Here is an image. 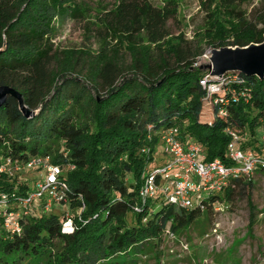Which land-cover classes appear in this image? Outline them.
Masks as SVG:
<instances>
[{
  "label": "trees",
  "instance_id": "trees-1",
  "mask_svg": "<svg viewBox=\"0 0 264 264\" xmlns=\"http://www.w3.org/2000/svg\"><path fill=\"white\" fill-rule=\"evenodd\" d=\"M247 1L201 0L204 37L212 49L264 42V0L253 20L242 9ZM172 4L160 8L150 0H117L96 16L97 29L118 40L132 63L125 75L114 59L98 60L90 79L96 95L90 96L69 73L77 52H65L59 70L50 69L57 60L51 42L55 21L84 18L83 3L0 0V49L7 44L0 55V86L15 88L28 109L39 110L25 118L12 97L0 107V168L8 160L25 164L37 156L70 163L75 169L64 179L73 215L86 207L72 234L62 232L64 215L58 212L23 218L20 233L1 232L0 255L13 257V264H97L141 254L152 242H162L167 231L189 229L217 202L234 203L253 187L254 177L232 179L222 194L203 198L204 210L180 209L161 199L141 202L144 170L154 160L157 133L164 128L179 127L186 142L204 148L206 161L232 165L228 128L246 139L243 148L264 154L257 136L264 126V80L229 72L225 75H236L240 82L230 84V93L218 104L205 101L200 81L210 73L208 63L197 60L200 54L166 42L167 24L177 14ZM155 50L161 52L159 60H154ZM99 86L106 89L104 95ZM207 114L211 119L203 120ZM258 171L264 173V168ZM34 181L23 174H0V195L24 196Z\"/></svg>",
  "mask_w": 264,
  "mask_h": 264
},
{
  "label": "rangeland",
  "instance_id": "rangeland-1",
  "mask_svg": "<svg viewBox=\"0 0 264 264\" xmlns=\"http://www.w3.org/2000/svg\"><path fill=\"white\" fill-rule=\"evenodd\" d=\"M150 1L160 8L173 3L172 7L176 8L177 14L167 24L170 35L166 42L180 44L185 52L200 54L197 60L201 64H207V57L211 56L212 48L204 37L206 13L201 8V0ZM80 2L83 3L84 18L76 20L66 17L55 21L51 42L57 60L52 63L50 69L54 72L59 70L64 64L65 52H77L72 64L73 70L69 73L80 81L90 96H95V85L90 81L96 72L95 63L102 57H110L115 60L123 74L128 75L132 58L118 40L106 34L104 30L97 29L96 16L116 6L117 0ZM260 7V0H248L242 9L248 18L253 20ZM160 53L155 50L154 60H159ZM97 89L100 95L106 92L101 86ZM209 119L211 114L203 118ZM263 135V130H258L257 136L261 138L259 145L264 150ZM163 151L162 145H158L156 153L153 154L158 163L166 159ZM23 171L27 172L24 175L27 179H39L45 175L41 170L28 172L29 169L25 168ZM253 183V187L244 195H240L234 203H223L203 213L189 229L165 235L162 242L158 245L152 242L143 253L132 252L130 255L100 260L97 264H264V173L258 171L254 175ZM30 188H35L34 182L30 183ZM61 209H66L72 214L74 212L68 205L61 206ZM56 212L61 213L60 210ZM12 260L13 257L0 255V264L2 261V264H13ZM31 264L36 263L32 261Z\"/></svg>",
  "mask_w": 264,
  "mask_h": 264
},
{
  "label": "built area",
  "instance_id": "built-area-1",
  "mask_svg": "<svg viewBox=\"0 0 264 264\" xmlns=\"http://www.w3.org/2000/svg\"><path fill=\"white\" fill-rule=\"evenodd\" d=\"M207 59L209 63L210 57ZM234 82H240L236 75L213 77L208 73L200 81V85L206 91L205 101L209 104H218L220 97L224 98L226 93H230L229 85ZM232 95L234 99L238 98L234 92ZM219 115L225 116L226 111L221 110ZM149 130L152 131L151 126ZM262 130L264 132V126ZM225 133L230 137L228 159L232 163L231 166L219 159L206 161L204 148L197 143L186 142L179 127L171 126L160 130L157 133L158 145H162L166 159L161 163L154 159L145 168L143 184L139 191L141 202L145 204L161 199L180 209L201 207L204 210L202 204L204 197L222 194L230 186L232 179L253 178L259 169L264 168V154L243 148L246 139L240 132L228 128ZM262 139L264 140V135ZM25 168L29 169L28 172L44 171L45 175L35 179V188H30L24 196L0 195V233L8 235L20 233L23 218L60 210L64 215L62 232L72 234L76 229V221H82L81 214L86 208L83 205L77 215L61 209V206L67 205L71 209L70 187L64 178L75 169V166L70 163L56 164L52 156H37L25 164L8 160L0 168V174L15 178L20 174L25 175L27 173L23 171ZM217 204L221 205L219 202ZM135 210L140 211V207H135ZM167 234L172 233L167 231Z\"/></svg>",
  "mask_w": 264,
  "mask_h": 264
},
{
  "label": "water",
  "instance_id": "water-1",
  "mask_svg": "<svg viewBox=\"0 0 264 264\" xmlns=\"http://www.w3.org/2000/svg\"><path fill=\"white\" fill-rule=\"evenodd\" d=\"M7 49L6 42L0 49V55ZM213 77H222L229 72H240L249 77L264 80V42L246 47H222L212 49L210 62L205 65ZM8 97L14 98L25 118H32L39 112L32 111L24 103L22 94L11 86H0V107Z\"/></svg>",
  "mask_w": 264,
  "mask_h": 264
}]
</instances>
